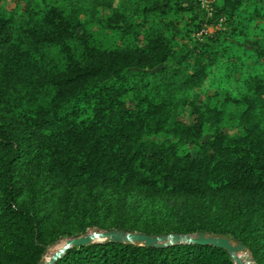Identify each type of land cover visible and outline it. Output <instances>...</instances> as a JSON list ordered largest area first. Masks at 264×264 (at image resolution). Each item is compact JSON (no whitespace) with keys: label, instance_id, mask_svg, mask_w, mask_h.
<instances>
[{"label":"trees","instance_id":"obj_1","mask_svg":"<svg viewBox=\"0 0 264 264\" xmlns=\"http://www.w3.org/2000/svg\"><path fill=\"white\" fill-rule=\"evenodd\" d=\"M20 1L0 7V264L111 230L222 236L264 264V0L209 18L199 0ZM177 14L225 29L182 48ZM55 264L235 263L98 242Z\"/></svg>","mask_w":264,"mask_h":264},{"label":"water","instance_id":"obj_2","mask_svg":"<svg viewBox=\"0 0 264 264\" xmlns=\"http://www.w3.org/2000/svg\"><path fill=\"white\" fill-rule=\"evenodd\" d=\"M98 242L132 243L150 247H164L179 243L206 246L211 245L227 251L235 264H244L238 257V254L245 251L247 252L246 248L242 244L232 242L229 238L217 235H206L204 233H197L196 235L167 234L161 236H150L141 233L125 232L122 230L93 231L92 233H87L76 238L67 239L65 244L50 256L47 263H43L41 260L39 264H55L72 247ZM250 260L253 261L252 257Z\"/></svg>","mask_w":264,"mask_h":264},{"label":"rangeland","instance_id":"obj_3","mask_svg":"<svg viewBox=\"0 0 264 264\" xmlns=\"http://www.w3.org/2000/svg\"><path fill=\"white\" fill-rule=\"evenodd\" d=\"M200 4H195V8L199 10V12L206 14L209 18L212 13L213 5H217L219 0H199ZM0 7L3 10L8 12H14L15 14L21 13L23 11V4L20 0H0ZM103 15L108 14V11L103 10ZM171 20L178 25V28L182 31V34L178 37L180 42V46L183 48H192L194 46L198 47L201 42L209 41V38L212 37L215 33L224 31L225 24L224 19H219L216 23L210 25H203L199 31H193L192 28L189 26L190 24V17L187 14H177L171 16ZM189 113V109L187 110ZM188 121L193 120V118L187 119ZM231 132V131H229ZM92 233V232H89ZM64 242H61L54 248L50 249L48 254L42 260L43 263H47L50 256L58 251L63 245ZM238 257L243 261L244 264H255L251 261V257L249 254L245 252H241L238 254Z\"/></svg>","mask_w":264,"mask_h":264}]
</instances>
